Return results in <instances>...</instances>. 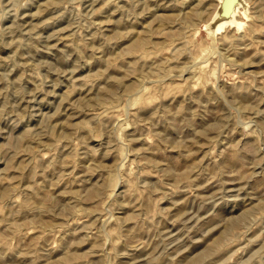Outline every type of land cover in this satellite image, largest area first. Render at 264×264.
Returning a JSON list of instances; mask_svg holds the SVG:
<instances>
[{
    "label": "rangeland",
    "instance_id": "374dc122",
    "mask_svg": "<svg viewBox=\"0 0 264 264\" xmlns=\"http://www.w3.org/2000/svg\"><path fill=\"white\" fill-rule=\"evenodd\" d=\"M0 264H264V0H0Z\"/></svg>",
    "mask_w": 264,
    "mask_h": 264
}]
</instances>
